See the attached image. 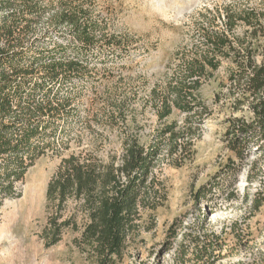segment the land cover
<instances>
[{
  "label": "rangeland",
  "instance_id": "1",
  "mask_svg": "<svg viewBox=\"0 0 264 264\" xmlns=\"http://www.w3.org/2000/svg\"><path fill=\"white\" fill-rule=\"evenodd\" d=\"M76 1L86 11L81 22L97 24L94 45L82 47L72 39L67 24L51 29L49 17L57 9L46 11L32 36L23 42L25 65L42 52L44 61L78 59L88 68L81 75L45 87H52L60 99L70 100L67 113L57 118L61 125L54 141L59 143L60 153L48 151L39 157L25 172L20 196L5 198L0 205V264H90L87 254L75 242L78 231L64 230L55 245H48L44 233L52 210L47 203L46 186L61 159L90 149L98 136L102 138L103 150L112 148L117 152L123 125L121 121L111 125L107 119L112 115L116 120L124 117L128 124L135 120L132 128L137 125L141 133H151L160 125L156 96L169 94L167 82L179 78L185 62L205 49L203 30L211 29L212 15L213 29H222L224 19L219 14H223V7L260 2ZM239 33L237 27L234 34ZM102 34L113 43L108 45L109 40H101ZM230 66V61L222 58L212 77L202 81L194 92L210 112L201 124L200 136L180 159L163 157L154 167L165 195L163 204L153 211L155 222L147 231L144 228L151 223L144 217L143 229L127 244L115 264H175L181 252L179 244L188 251L184 256L186 264H264V204L255 208L252 200L264 203V159H259L249 172V163H244L233 176L230 169L240 162L224 141L226 119L231 115L227 81ZM39 74L31 75L28 84L40 80ZM25 89L33 88L28 85ZM183 118L184 113L174 110L167 120L182 125ZM62 142L67 143L66 148ZM228 157L234 159V164L226 166ZM209 181L212 191L195 203L193 193ZM74 204L71 199L67 201L64 216L77 210ZM174 218L182 220V225L166 251V231ZM198 248L202 260H197L193 252Z\"/></svg>",
  "mask_w": 264,
  "mask_h": 264
},
{
  "label": "trees",
  "instance_id": "2",
  "mask_svg": "<svg viewBox=\"0 0 264 264\" xmlns=\"http://www.w3.org/2000/svg\"><path fill=\"white\" fill-rule=\"evenodd\" d=\"M259 1L256 5L242 2L238 7L230 3L223 7V14L217 10L224 19L222 29H213L212 15L211 29L203 30L205 49L185 62L179 78L167 82L169 94L156 96L160 125L151 133H141L137 125L132 128L135 120L128 124L124 117L116 120L112 115L107 119L111 125L118 121L123 125L117 152L112 148L103 150L98 136L90 149L61 159L46 186L47 203L52 209L44 229L48 245H55L64 230L72 229L78 231L75 242L90 264H115L143 229L144 217L151 223L144 229L153 227V211L165 199L153 169L163 157L180 159L185 151L190 152L194 139L200 136L201 124L210 112L194 92L202 81L212 77L222 58L231 63L227 78L231 115L226 119L224 141L240 162L230 169L231 174L234 176L244 163H249V172L259 159H264V0ZM52 9L57 11L49 17L51 29L67 24L72 39L82 47L97 42V24L81 22L86 11L76 0H0V205L5 198L20 196L25 172L39 157L48 151L60 153L59 143L54 141L61 125L57 118L67 113L70 100L60 99L52 87H45L81 75L88 68L78 59L44 61L42 52L33 56L30 64L22 63L24 40L32 36L42 15ZM237 27L239 36L234 34ZM105 37L102 34L101 40H109L107 44L111 45V38ZM34 73L42 78L28 84ZM28 85L33 89H25ZM174 110L184 113L182 125L167 120ZM61 145L67 147V143ZM102 150L104 155L100 154ZM234 159L228 157L226 166L234 164ZM209 183L193 193L195 203L212 191ZM70 199L79 214L76 210L64 216ZM252 200L255 208L264 204ZM181 225L182 220L174 218L167 228L166 251ZM179 246L181 252L175 264H186L188 251ZM193 252L197 260H202L199 248Z\"/></svg>",
  "mask_w": 264,
  "mask_h": 264
}]
</instances>
